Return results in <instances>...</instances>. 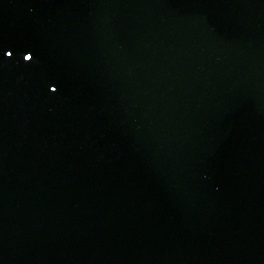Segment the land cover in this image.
Masks as SVG:
<instances>
[{
  "label": "water",
  "instance_id": "1",
  "mask_svg": "<svg viewBox=\"0 0 264 264\" xmlns=\"http://www.w3.org/2000/svg\"><path fill=\"white\" fill-rule=\"evenodd\" d=\"M0 264H264V0H0Z\"/></svg>",
  "mask_w": 264,
  "mask_h": 264
},
{
  "label": "snow or ice",
  "instance_id": "2",
  "mask_svg": "<svg viewBox=\"0 0 264 264\" xmlns=\"http://www.w3.org/2000/svg\"><path fill=\"white\" fill-rule=\"evenodd\" d=\"M31 59H32V57H31Z\"/></svg>",
  "mask_w": 264,
  "mask_h": 264
}]
</instances>
